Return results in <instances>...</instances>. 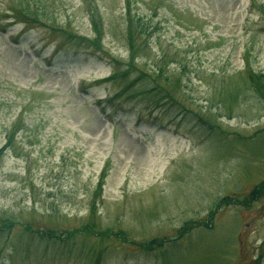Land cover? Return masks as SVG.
<instances>
[{
	"label": "rangeland",
	"instance_id": "1",
	"mask_svg": "<svg viewBox=\"0 0 264 264\" xmlns=\"http://www.w3.org/2000/svg\"><path fill=\"white\" fill-rule=\"evenodd\" d=\"M261 184L264 0H0V264H264Z\"/></svg>",
	"mask_w": 264,
	"mask_h": 264
},
{
	"label": "trees",
	"instance_id": "2",
	"mask_svg": "<svg viewBox=\"0 0 264 264\" xmlns=\"http://www.w3.org/2000/svg\"><path fill=\"white\" fill-rule=\"evenodd\" d=\"M128 2V0H127ZM29 6H26L25 9L21 8V12H16V13H13V16L15 18H18L20 19V17L22 19H28L29 17H31L30 19L32 20H37L39 17H40V13L37 12L31 14L28 10H29ZM127 19H128V25H130V31L134 32L133 30V27H134V24L137 22V24L139 25L140 22L139 20H136L134 18H131L130 17V14L129 12L127 13ZM25 22H28V20H26ZM91 23H92V30H93V34H94V39L93 40H88V39H84V38H79L78 36H76L75 38L76 39H79L83 42H87V43H92V45L94 46H97V47H100L101 44H102V39H103V36H102V30H103V27L101 24L98 23V21L92 17L91 18ZM140 28H143V26H137V29H140ZM72 37V36H70ZM129 52H130V56H129V61L127 62H124V63H121V62H112V65H113V74L106 79V81H114V82H121L122 84H127V81L130 79V75L132 73V71L134 70V68L136 67L135 65V59H134V48H133V45L131 44L130 45V48H129ZM159 72V75L162 76L163 75V72L162 70H158ZM261 192L264 193V184H261L255 192L252 193V195H261ZM10 226V225H9ZM4 227H8V225H4Z\"/></svg>",
	"mask_w": 264,
	"mask_h": 264
}]
</instances>
